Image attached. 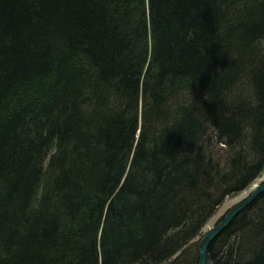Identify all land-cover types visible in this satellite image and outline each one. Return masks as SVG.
Segmentation results:
<instances>
[{"label":"trees","instance_id":"trees-1","mask_svg":"<svg viewBox=\"0 0 264 264\" xmlns=\"http://www.w3.org/2000/svg\"><path fill=\"white\" fill-rule=\"evenodd\" d=\"M263 172L264 0H0V264H197ZM207 258L264 264V192Z\"/></svg>","mask_w":264,"mask_h":264},{"label":"water","instance_id":"water-1","mask_svg":"<svg viewBox=\"0 0 264 264\" xmlns=\"http://www.w3.org/2000/svg\"><path fill=\"white\" fill-rule=\"evenodd\" d=\"M264 192V179L260 182V184L256 185L249 195L243 200L232 205L227 212L221 217V219L211 228H209L203 235L198 250V261L197 264H207V251L209 244L214 238L222 232L234 217L240 213L243 209H245L250 203H252L255 198Z\"/></svg>","mask_w":264,"mask_h":264},{"label":"rangeland","instance_id":"rangeland-1","mask_svg":"<svg viewBox=\"0 0 264 264\" xmlns=\"http://www.w3.org/2000/svg\"><path fill=\"white\" fill-rule=\"evenodd\" d=\"M264 179V172L262 173L261 176H259V178L255 179L252 183H250V185L248 187H246L245 189L239 191L236 194H231L226 196L223 201L220 203V205L216 208L215 213L210 216L208 218V220L206 221L203 229H202V235H204V233L211 227H213L220 219L221 217L227 212V210L234 205L235 203L243 200L244 198H246L249 193L251 192V190L258 184H260V182ZM198 237H196L194 240H197ZM199 245L194 244L193 248L196 249Z\"/></svg>","mask_w":264,"mask_h":264},{"label":"bare ground","instance_id":"bare-ground-1","mask_svg":"<svg viewBox=\"0 0 264 264\" xmlns=\"http://www.w3.org/2000/svg\"><path fill=\"white\" fill-rule=\"evenodd\" d=\"M254 183V182H253Z\"/></svg>","mask_w":264,"mask_h":264}]
</instances>
